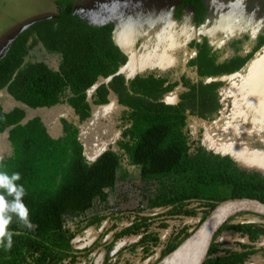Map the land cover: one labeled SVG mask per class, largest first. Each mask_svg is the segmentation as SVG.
<instances>
[{"label":"trees","instance_id":"trees-1","mask_svg":"<svg viewBox=\"0 0 264 264\" xmlns=\"http://www.w3.org/2000/svg\"><path fill=\"white\" fill-rule=\"evenodd\" d=\"M177 1V16L191 8L194 24L206 21V0ZM57 4V16L25 27L0 59V92L33 109L68 105L77 122L62 119L63 135L53 138L41 118L26 120L23 108L6 110L0 100V134L13 147L12 156L0 161V264H94L102 254V264H121L126 252L158 264L222 202L264 203V174L206 149L203 128L195 138L189 129L190 119L205 126L233 114L231 99L240 95L231 96L226 89L232 82L222 78L249 66L248 78L250 62L264 49V33L248 53L223 60L208 38L193 40L189 66L198 82L186 74L176 81L154 73L127 78L129 58L114 40L115 25L90 24L70 0ZM37 48L58 56V66L32 60ZM177 91L178 104L162 101ZM111 95L125 109L119 151L106 150L90 162L79 125L92 117L94 105L109 104ZM124 153L152 190L142 200L147 213L99 209L118 183ZM15 212L24 226L10 223ZM89 229L97 239L78 246ZM256 256L264 258V216L243 212L219 230L199 264H247Z\"/></svg>","mask_w":264,"mask_h":264},{"label":"rangeland","instance_id":"rangeland-1","mask_svg":"<svg viewBox=\"0 0 264 264\" xmlns=\"http://www.w3.org/2000/svg\"><path fill=\"white\" fill-rule=\"evenodd\" d=\"M70 1L74 4L75 12L90 24L98 26L111 22L115 25L114 40L129 58L123 69L127 78L154 73L169 81L179 80L183 74L196 79L194 67L189 66L190 59L195 55L190 49L193 40L208 38L223 60L235 54L248 53L264 33V0H206L209 14L201 25L194 24L191 8L176 15L177 0ZM59 11L57 0H0V59L25 27L34 21L57 16ZM31 59L46 60L53 67L59 64L58 56L47 54L41 48L32 52ZM234 77L222 80H234ZM169 96L179 98V92ZM0 100L6 110L23 108L26 120L41 118L53 138L63 135L62 119L77 122L68 105L33 109L5 93L0 95ZM92 109V117L88 121L81 125L77 123L85 156L90 162L95 161L106 150L119 151L117 142L125 126L122 119L125 109L118 104L114 95L110 96L109 104L94 105ZM251 112V116L242 112L232 118L213 122L206 129L201 121L190 119L189 129L195 138L198 134L200 136V128H203L201 142L206 149L231 157L243 169L264 174V138L257 139L255 133L250 132L252 127L261 123L257 120L255 111L251 109ZM12 153L13 147L8 136L0 134V161L8 159ZM151 194L152 190L141 182L139 168L131 165L129 154L124 153L118 171V183L111 192L106 207L99 209L116 215L127 212L128 209H140L147 213V203L142 200ZM15 222L24 226L16 212L10 220V223ZM127 223L125 220L121 226ZM108 224L104 223V227H108ZM97 237L98 233L89 229L87 235L78 240V246L89 245ZM124 257L121 264L148 263L142 261L139 254L126 252ZM103 258L104 254L94 264H102ZM247 264H264V258L256 256Z\"/></svg>","mask_w":264,"mask_h":264},{"label":"water","instance_id":"water-1","mask_svg":"<svg viewBox=\"0 0 264 264\" xmlns=\"http://www.w3.org/2000/svg\"><path fill=\"white\" fill-rule=\"evenodd\" d=\"M249 65L252 71L247 78L246 86L256 105V115L264 123V49ZM0 95H2V92H0ZM162 101L168 105H176L180 99L178 97L173 99L166 95ZM243 212L264 216V203L249 198H238L229 199L219 204L195 229L193 234L176 249L178 250L183 245L185 247L182 264H199L208 245L219 230L231 217ZM170 255L162 262L168 259Z\"/></svg>","mask_w":264,"mask_h":264},{"label":"flooded vegetation","instance_id":"flooded-vegetation-1","mask_svg":"<svg viewBox=\"0 0 264 264\" xmlns=\"http://www.w3.org/2000/svg\"><path fill=\"white\" fill-rule=\"evenodd\" d=\"M248 67L249 66H246L240 72L230 76V77L235 76L234 80H228V79L225 80L224 79L225 81H231L232 82L231 85L229 87H227V89H226L228 91V93L231 96H234V97L237 94L240 95L238 100L231 99V102H232L231 103V111L233 112V114H230V115H228V116H226L224 118H228V117L232 118L233 115L234 116H236L237 114L240 115V114H242V112L250 114V113H252L251 109H253L255 111V116H256L255 104L250 99L248 92H246V89H247V86H246L247 77H245V74H247V72H248ZM195 74H196V77H195L196 79H192V80H195L196 82H198L199 81L198 75H197V73H195ZM245 78H246V80H245ZM243 85H244L245 88L243 87ZM244 91H245V93H244ZM252 106H253V108H252ZM250 116H251V114H250ZM224 118H220L219 120L224 119ZM219 120H217V121H219ZM260 123L261 124L258 125L257 127H252L250 129L251 133H255V137L257 139H259L260 137L264 138V123L263 122H260ZM208 124L210 125L212 123H205V129H206V126H209ZM243 130H245V128H243ZM241 132H244V131L241 130Z\"/></svg>","mask_w":264,"mask_h":264},{"label":"bare ground","instance_id":"bare-ground-1","mask_svg":"<svg viewBox=\"0 0 264 264\" xmlns=\"http://www.w3.org/2000/svg\"><path fill=\"white\" fill-rule=\"evenodd\" d=\"M185 247L184 245L176 250L174 253L170 255L168 259H166L162 264H179L183 261L184 258Z\"/></svg>","mask_w":264,"mask_h":264}]
</instances>
